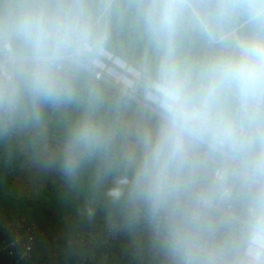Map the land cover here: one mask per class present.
I'll return each instance as SVG.
<instances>
[{"label": "clouds", "instance_id": "obj_1", "mask_svg": "<svg viewBox=\"0 0 264 264\" xmlns=\"http://www.w3.org/2000/svg\"><path fill=\"white\" fill-rule=\"evenodd\" d=\"M128 35L109 92L95 74ZM130 104L147 119L127 149ZM49 110L64 174L118 170L109 199L160 264H264V0H0V140Z\"/></svg>", "mask_w": 264, "mask_h": 264}, {"label": "trees", "instance_id": "obj_2", "mask_svg": "<svg viewBox=\"0 0 264 264\" xmlns=\"http://www.w3.org/2000/svg\"><path fill=\"white\" fill-rule=\"evenodd\" d=\"M120 43L128 55L117 56L115 64L125 68L119 57L133 65L134 37L125 36ZM65 119L61 113L49 110L39 130H21L7 141L0 140V244L10 239L14 231L34 227L31 224L34 222L39 227L34 259L39 264H160L149 252L147 228L142 224L129 227L119 207L109 199L108 191L123 179L118 170L101 177L96 163L92 162L74 179H69L62 171L58 149ZM146 119L147 113L137 104H130L121 111L118 123L123 147L131 149L136 130ZM32 176L36 183L29 181ZM21 189L33 196L32 199L46 191L40 204L49 210L51 224H61L59 229L52 225L43 228L40 218L34 220L35 199L24 202L31 214L28 224L22 227L8 224L11 212L7 208L16 203L14 207L20 208L21 197L25 196ZM62 195L67 201L59 200ZM53 200L58 205H54Z\"/></svg>", "mask_w": 264, "mask_h": 264}, {"label": "rangeland", "instance_id": "obj_3", "mask_svg": "<svg viewBox=\"0 0 264 264\" xmlns=\"http://www.w3.org/2000/svg\"><path fill=\"white\" fill-rule=\"evenodd\" d=\"M115 63H117L116 58L114 59L112 65L103 68L102 70L98 71L95 74V79L100 81L101 85H107L110 90L120 87L122 73L127 72V71H131L132 67H133V65H130V66L128 65L127 68H121L118 65H116ZM29 181H31L32 183H36L35 177H33V176L29 178ZM40 183H41V180H39L37 184L39 185ZM22 191L24 192L25 196L21 197L22 202H20L21 203L20 208L16 209L14 207L17 203L12 204L11 206H9L7 208L11 212L10 213V219L8 220V224L16 225L17 227H22L26 223L28 224V222H29L28 218L31 214L29 213V209L27 208L25 203L28 200H30L32 202L35 199L33 201V203L35 202V204H37V205L34 207V211H35L34 220H37L38 218H40L41 226L43 228H49L52 225L55 229H59V226L61 224H54V223L51 224V222L49 221L51 214L49 216V214L47 212L49 210H47L46 208L43 207V205L40 204L42 202L41 198L44 196L46 191H44L40 195H37V197L33 198V199L31 198L33 196L30 197V194H28V192H26L25 190H22ZM70 194L71 193H68L67 195H70ZM52 197H55V196L53 195ZM58 198L60 201L65 202L67 197H65V195H62V196H59ZM53 203H54V205H58L54 200H53ZM46 204H47V202H46ZM43 208L46 211L43 210ZM31 224H34L35 225L34 227H36V229L39 230V227L37 226L36 223L32 222ZM69 228L73 229V227H69ZM59 236H60V234H59ZM62 236H65V235L63 234ZM60 246L64 247V245H60Z\"/></svg>", "mask_w": 264, "mask_h": 264}, {"label": "built area", "instance_id": "obj_4", "mask_svg": "<svg viewBox=\"0 0 264 264\" xmlns=\"http://www.w3.org/2000/svg\"><path fill=\"white\" fill-rule=\"evenodd\" d=\"M37 236L35 227L14 231L0 244V264H39L34 259Z\"/></svg>", "mask_w": 264, "mask_h": 264}]
</instances>
